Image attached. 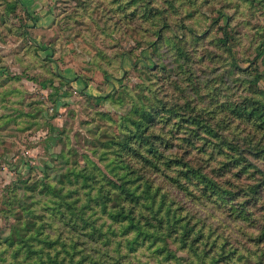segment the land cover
Masks as SVG:
<instances>
[{
    "label": "rangeland",
    "instance_id": "374dc122",
    "mask_svg": "<svg viewBox=\"0 0 264 264\" xmlns=\"http://www.w3.org/2000/svg\"><path fill=\"white\" fill-rule=\"evenodd\" d=\"M40 223L77 264H264V0H0V262Z\"/></svg>",
    "mask_w": 264,
    "mask_h": 264
},
{
    "label": "trees",
    "instance_id": "16d2710c",
    "mask_svg": "<svg viewBox=\"0 0 264 264\" xmlns=\"http://www.w3.org/2000/svg\"><path fill=\"white\" fill-rule=\"evenodd\" d=\"M228 33H229L228 30L225 29V37H223V39H222L224 44H227L229 41V37H228V35H226ZM150 108H153V104H150ZM156 116H157V114L154 115L152 113V116L150 118L155 119ZM146 137L147 136L144 135V142L145 143L149 142L148 140H146ZM239 149H241V147L238 148V150ZM235 151H237V150H235ZM146 159H147L146 160L147 163H151V161L148 157ZM143 165H144V163H143ZM165 165L168 168H170L171 166L173 167V162L171 163V161H168V162H166ZM224 165L221 166V169L230 166V164H228V163H225ZM144 166H146V165H144ZM243 171L247 172V170H245V169H243ZM200 174L202 177L199 176ZM182 176L184 178H188V179H193V178L203 179L202 180L203 182L205 180V176H204V174H202L200 172V168H197V167L191 166V165H187L186 169L182 170ZM104 177L107 181L115 184L114 180L111 179L108 175H105V173H104ZM103 188H104V186H103ZM121 188L126 189V188H124V186H121ZM119 206L121 208L119 210L115 209V211H113L112 214L114 216L118 215V214L122 215L123 220L127 219L128 223H130L131 225H135V226L137 225L136 228L140 230L141 228L138 226V224L135 223V218H134L133 213H130V211L127 208H125V206H123L122 204ZM44 230H50L49 228H46L45 223H40L38 225V230H35L36 231L35 236H36L37 240L40 241L41 243H43L42 246H40L38 248L35 247L29 253V254L36 255L35 259L29 258L28 260H25V261L18 260V261H10V262L3 261V262H0V264H77L75 262L74 258H76L79 251L83 255L82 258L85 257V250H76V251L74 250V249H76V245H75L76 241H74L73 239L67 240V239H64L60 236H55V239H57V240H54V235L52 232H49V235L47 234L43 238H39V236H38L39 233L44 232ZM92 232H94V230ZM22 235H25V234H22ZM11 237L12 236H9L8 239H6V240L10 241V243L13 244L14 237H12V238ZM21 237L22 236H20V238H17V239H20L23 242L27 241L26 237H22V238ZM60 242H61V245H58V244H60ZM71 244H72V246H71ZM29 254H28V256H29ZM90 256L92 258H95V256L92 254H90ZM45 258H47V259H45ZM94 261H96V259H94ZM103 264H106V262H103Z\"/></svg>",
    "mask_w": 264,
    "mask_h": 264
},
{
    "label": "crops",
    "instance_id": "0c3cea01",
    "mask_svg": "<svg viewBox=\"0 0 264 264\" xmlns=\"http://www.w3.org/2000/svg\"><path fill=\"white\" fill-rule=\"evenodd\" d=\"M25 1L28 3V5L32 6V4H35V5L41 4V1H43V0H25Z\"/></svg>",
    "mask_w": 264,
    "mask_h": 264
}]
</instances>
